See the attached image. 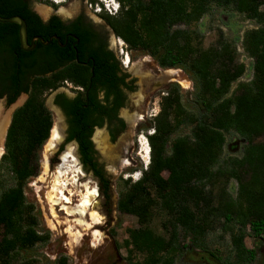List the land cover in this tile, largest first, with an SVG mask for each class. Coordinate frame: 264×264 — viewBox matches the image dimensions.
<instances>
[{"label": "trees", "instance_id": "1", "mask_svg": "<svg viewBox=\"0 0 264 264\" xmlns=\"http://www.w3.org/2000/svg\"><path fill=\"white\" fill-rule=\"evenodd\" d=\"M96 1L90 0L92 4ZM119 2L117 14H103L114 33L130 50H143L162 68L180 67L188 72L200 105L197 112L185 109L179 86L169 87L153 119L154 132L147 136L151 146L147 169L134 182L122 180L117 209L135 216L139 225L128 230L124 242L129 256H142L134 264H187L178 261L186 247L182 232L186 238L202 242L211 231L227 226L233 247V259L227 264H252L257 253L245 240L264 235V0ZM212 5L232 8L256 23L242 39L254 59L252 81L238 82L245 64L238 61L236 44L223 32L214 45L204 49L197 45V31L181 27L199 21ZM15 15L27 20L29 36L56 28L59 19L52 16L45 23L25 0H0V17ZM19 30L18 23L0 22V98L11 105L22 94L28 95L12 115L0 159V264H17L21 253L49 240L25 191L28 182L40 174L41 152L55 125L46 104L48 94L65 80L84 88L78 96L66 98L63 105L68 127L56 155L69 143H76L83 168L98 180L109 205L113 180L99 159L93 140L95 127L104 125L106 115L110 136L116 140L126 129L125 121L117 116V110L128 105L124 91H136L135 80H125L130 74L120 75L124 68L117 66L113 53L112 63L106 53L95 49L94 62L82 65L74 61L59 70L58 56L37 57L23 49ZM38 65L47 68L37 69ZM95 85L108 88L105 100L92 94L90 87ZM183 125L190 127L189 133L172 139ZM230 132L237 133L245 146L240 157L221 163ZM218 177L225 179L224 184L235 179L238 188L232 195L224 185L214 205L208 186ZM157 212L164 233L149 226ZM58 264H67V259Z\"/></svg>", "mask_w": 264, "mask_h": 264}, {"label": "rangeland", "instance_id": "2", "mask_svg": "<svg viewBox=\"0 0 264 264\" xmlns=\"http://www.w3.org/2000/svg\"><path fill=\"white\" fill-rule=\"evenodd\" d=\"M31 1L34 9L44 19L53 13V9L46 4L47 2L60 6L58 9L63 11H59V13L64 17L83 12L96 20L98 18L95 8L102 3L101 0H97L93 4L90 0H63L61 4L54 0ZM118 2L119 0H116L115 5L119 4L120 8L121 4ZM102 4L105 7V3ZM42 7L49 9L47 15L40 12L39 9ZM101 13L112 15L107 10H103ZM256 26L253 20L232 8L212 5L211 9L199 21L181 27L197 31L199 36L197 45L207 49L217 42L220 32H223L224 37L229 42L235 43L238 48L241 45L244 32L254 29ZM111 35H114L112 30ZM119 39L122 48L119 47V42L114 48L121 60L128 53L130 58L133 57L131 61L136 63L134 66L129 65L131 67H126L122 63L123 68L135 80L136 91L129 95L128 106L121 111V115L128 125L126 131L119 136L117 141L112 142L107 130L103 128L106 145L95 143L99 159L113 180L111 204L106 205L99 190L98 180L91 172H87L83 168L76 143H69L60 155H56L60 144L65 140L67 128L65 116L54 104L56 93L62 91V88H59L48 94L46 104L53 112L55 125L59 119L57 123L61 138L51 140L50 137L41 152L40 174L32 178L25 187L27 199L35 205L41 228L44 233L49 234V240L38 243L32 249L21 253L17 264H58L62 258L67 259V264H134L142 259L140 255L129 256L124 244L128 238V230L139 225L135 216L121 213L117 209L122 180L129 178L134 182L142 176L141 170L147 169L151 153L149 162H145L142 154V142H146L151 152L147 136L154 132L153 119L160 112L161 98L169 87L179 86L185 109L197 112L200 110V105L196 100L193 78L188 72L180 67L169 68L168 70L174 71V76L161 77V73L167 70L162 68L155 58L140 49L130 50L128 45L121 38ZM113 40L115 41L114 38ZM241 59L238 52V61L242 63ZM253 79L254 75L244 72L238 82L247 83ZM236 84L237 82L232 90ZM66 87V92L71 94L73 89L69 85ZM22 97L23 94L15 102L22 103L24 101ZM0 102L4 106V116L9 114L10 123L13 106L7 107L9 105L6 103V98H1ZM8 128L9 124L6 133ZM189 131L190 127L183 125L175 131L172 139L184 136ZM226 138L221 163L232 157H240L245 146V141L235 132L227 133ZM120 161H123V164ZM65 171V176L59 174V172ZM59 179L66 183L63 192L71 199L70 203L60 198L62 194L58 193L59 188L56 184ZM224 183L225 179L218 177L208 186V190L214 197V205L218 204L224 185L232 195L237 192L238 184L235 179H230L227 184ZM88 191L95 195H89ZM84 194L89 196L92 205L87 207L85 213H80L79 202ZM162 221L160 213L157 212L149 226L157 233H164ZM229 230V227L221 226L207 234L202 242L190 236L186 238L182 232L181 241L186 247L178 261L187 264H227L233 259L232 237ZM245 242L248 248L254 249L257 253L256 260L252 264H264V235L261 238L247 237Z\"/></svg>", "mask_w": 264, "mask_h": 264}, {"label": "flooded vegetation", "instance_id": "3", "mask_svg": "<svg viewBox=\"0 0 264 264\" xmlns=\"http://www.w3.org/2000/svg\"><path fill=\"white\" fill-rule=\"evenodd\" d=\"M25 2L29 8H31L33 11H35L37 14H39V12L34 9L33 3L31 0H25ZM46 4L49 7H51V9H53L52 10L53 13L51 15H49L48 18H46V19H44L39 14L42 17L43 22H45V23L48 22L52 16H57L59 19H58V25L56 26V28H53V27H52L53 29L50 28L49 31L45 34H35L34 36H29V33H30L29 32V24H28L27 20L25 18H23L21 15H15V16H20L23 19H25V21L27 23L28 43L29 44H32V43L35 44L34 48L31 49V51H29L33 56H37V57H39V56L40 57L41 56L42 57L43 56H49V57L58 56L59 60L56 64L59 66V70L64 69L65 67L73 64L74 61L79 62L82 65H86V64L88 65L89 63L94 62L95 61L94 53L96 52L95 49H97V51H99V52L101 51V53H106V56L108 55L109 63H112L114 60L110 56V53H113L115 55V61H116L117 66L119 68L123 67L122 66L123 62H124V65L126 67H131L129 65L134 66L136 64L135 62L131 61L132 60L131 58L128 60V63L125 64L126 58L129 56L128 53H126V55L121 60L120 56L117 54V52L114 48V46L118 45V42L120 43V41H119L120 39L119 38L117 39V37H116L117 35L114 33L113 29L107 23V21L103 17L102 13L96 14L99 21L96 20L95 18H93L92 16H89L83 12H79V13L75 14L74 16L64 17V16L60 15V13H59V11L60 12L63 11L62 9H60V10L58 9L60 6L55 5L51 2H47ZM102 22H104V23H102ZM19 27H20V25H19ZM111 30L113 31L114 35H111ZM111 36H112V38H111ZM38 38H42V40L38 39ZM113 38L115 39V41L113 40ZM119 47L122 48L121 43H120ZM53 66H55V65H52L51 67H53ZM41 67H42V65H38L37 69L47 68L46 66H43L42 68ZM166 70H168V69H166ZM125 72H127V70L124 68L121 71L120 75L124 76ZM130 79H132L130 76L125 78L126 81H129ZM63 83L64 84L61 87H59V88H62V91L57 92L56 95L59 93H63L65 95L59 96L58 98L55 95L54 102H55V100H58V104H55V103L54 104L60 109V111L65 116V120H66V124H67V117H66L64 107H63V105L66 103V98L69 99V98H74V97L78 96L80 91H82L84 88L75 85L73 82H71L69 80H65ZM66 85H69L73 89V91H71V94H68L66 92V90H65V89H67ZM107 89H108L107 87L102 88V85H99V86L95 85V86L90 87V91L92 90V94L95 95L99 100H105V98L107 97V92H108ZM134 92L129 93L126 90L124 91L126 101L129 100V95L134 93ZM113 96H114V94H113ZM111 98H112V95L110 96V99ZM127 106L122 107V108L120 107L117 110V112H118L117 116H118V118H122L125 121L126 129H127L128 125H127V122L124 119V117L121 115V111L124 108H126ZM96 115H98V114H96ZM104 120H105V123L102 127H99V126L95 127L96 132H94V136L97 133V131H101V133L103 134V132H102L103 128H105L107 130V132L110 136V133L108 130L110 118L105 115ZM67 127H68V125H67ZM126 129H125V131H126ZM52 131H53V129H52ZM124 132H122V133H124ZM94 136H93V140L95 143H97L95 141ZM119 136L117 137V139L119 138ZM110 138H111V136H110ZM117 139L112 140V138H111V141L115 142V141H117Z\"/></svg>", "mask_w": 264, "mask_h": 264}, {"label": "bare ground", "instance_id": "4", "mask_svg": "<svg viewBox=\"0 0 264 264\" xmlns=\"http://www.w3.org/2000/svg\"><path fill=\"white\" fill-rule=\"evenodd\" d=\"M56 1L57 3L61 4L63 2V0H54ZM41 13H43L44 15H47L49 13V9L47 7H42L39 9ZM130 59V57L128 56L126 58V62L125 64L128 63V60ZM174 76V71L173 70H167V71H164L161 73V77H173ZM3 101V100H2ZM5 108H7L5 106ZM14 110V106L12 107ZM7 110V109H6ZM13 114V113H12ZM59 116V115H58ZM138 119V118H137ZM59 119H57V122H58ZM56 122V125L52 131V135H51V140H55V139H58L61 138V134L59 132V128H58V123ZM10 123H11V120H10ZM10 123H9V114L7 113V115L4 116V106L3 104L0 102V156H2L1 154L3 153V150H4V137L6 136L5 134L6 133V130H7V127H8V124L10 126ZM6 138V137H5ZM95 138V141L98 143V144H105L106 143V139L105 137L103 136V134L101 133V131H97V133L95 134L94 136ZM4 140V141H3ZM143 144V150H142V154H143V158L145 160V162H149V158H150V149H149V146L146 144V142H142ZM106 145V144H105ZM53 148V147H52ZM50 148V149H52ZM110 150V149H109ZM48 151V150H47ZM66 156V155H65ZM125 161V160H124ZM121 164H123V161L120 162ZM120 164V165H121ZM59 174H61V176H65L66 175V171L65 172H59ZM58 174V175H59ZM58 177V176H57ZM60 177V176H59ZM62 178V177H61ZM57 184V188H59L58 190V193L59 194H62V196L60 198H62V200H65L67 203H70L71 202V199L68 198L65 193L63 192L64 187L66 186V183L63 182L61 179H59V181L56 182ZM54 187V186H53ZM55 188V187H54ZM54 192V191H53ZM89 195L90 194H93V196L95 195L93 192L91 191H88ZM52 203V202H51ZM89 205H92V202L90 201L89 199V196L87 194H84L81 198V201L79 202V212L80 213H85V210L87 209V207ZM55 206V205H54ZM92 207V206H91ZM88 211V210H87ZM74 212V211H73ZM71 214V213H70ZM74 215V214H73ZM84 216V214H82ZM91 216V215H90ZM95 217V216H93ZM103 217V216H102ZM97 231V230H96Z\"/></svg>", "mask_w": 264, "mask_h": 264}, {"label": "water", "instance_id": "5", "mask_svg": "<svg viewBox=\"0 0 264 264\" xmlns=\"http://www.w3.org/2000/svg\"><path fill=\"white\" fill-rule=\"evenodd\" d=\"M0 22H3V23H18L20 25L19 33H20V39H21L22 48L25 49V50H31V49L34 48V45H35L34 43H32V44L28 43V31H27V23H26L25 19H23L20 16H11V17H6V18L0 17ZM38 39L42 40V38H38ZM123 64H124V62H123ZM27 97H28V95L24 93L23 97H22V100H24V101L22 103L14 102V103H12L11 105H9L7 107L14 106V110H13V113H14V111L18 107H20V106H22L24 104V102L26 101ZM4 152H5V149L3 150V153L1 155H3ZM1 157L2 156H0V159H1Z\"/></svg>", "mask_w": 264, "mask_h": 264}, {"label": "built area", "instance_id": "6", "mask_svg": "<svg viewBox=\"0 0 264 264\" xmlns=\"http://www.w3.org/2000/svg\"><path fill=\"white\" fill-rule=\"evenodd\" d=\"M101 1L102 3H105V7L103 6L102 3L98 4L95 8V11L97 13H101L103 10L109 11V13H111L112 15H115L118 13L120 9L119 5H116L113 7L112 5H110L109 0H101ZM237 49L241 55L242 63L245 64V74L251 73L252 75H254V59L251 56H249V54L246 52L245 48L242 45V42H241V45H239Z\"/></svg>", "mask_w": 264, "mask_h": 264}, {"label": "clouds", "instance_id": "7", "mask_svg": "<svg viewBox=\"0 0 264 264\" xmlns=\"http://www.w3.org/2000/svg\"><path fill=\"white\" fill-rule=\"evenodd\" d=\"M115 1H116V0H109L110 5H112L113 7L116 6V5H115ZM118 3H119V2H118ZM118 5H119V4H118Z\"/></svg>", "mask_w": 264, "mask_h": 264}]
</instances>
